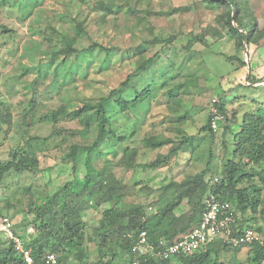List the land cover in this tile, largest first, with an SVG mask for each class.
<instances>
[{"label": "rangeland", "instance_id": "374dc122", "mask_svg": "<svg viewBox=\"0 0 264 264\" xmlns=\"http://www.w3.org/2000/svg\"><path fill=\"white\" fill-rule=\"evenodd\" d=\"M238 1L246 22L255 25V34L261 33L264 0ZM225 10L204 0H0V104L10 113V121L0 123V160L6 162L25 151L38 160L35 171H11L0 180V214L11 218L25 241L37 234L32 222L35 204L41 205L65 183L81 179L84 159L90 157L98 167L107 158L115 177L126 184L124 199L144 204L150 212L171 198L157 201L159 186L173 176L182 179L205 169L206 182L215 186L225 181L226 162L238 164L235 187L244 190L246 207H237L235 193L231 203L239 224L255 228L264 242V190L253 188L259 187L256 172L264 168V160L256 165L240 159L234 153L233 137L242 116L237 106L244 111L257 102L264 113L259 97L264 88L251 86L257 78L243 68L254 58L250 56L255 47L264 51V36L249 47L244 40L237 48L225 24ZM64 35L74 41L75 50L68 55L62 52L67 46ZM147 87L158 95L124 114L114 104L120 92L129 98ZM167 91H176L175 99L163 94ZM108 96V119L115 135L129 131L135 120L141 123L130 145L137 151L138 166L127 168L120 162L126 142L114 145L113 152L101 142L97 149L79 151L73 170L72 159H64L70 146L92 145L96 129L86 131L77 119L67 116L58 117L57 124L42 117L61 107L70 112ZM212 99L228 103L214 134L201 130ZM181 133L192 136L190 151L155 168L142 165L166 154ZM153 134L174 142L157 149L142 146L141 138ZM185 203L176 211L188 208ZM119 204L111 200L82 212L86 222L82 260L78 247L58 251L69 264H91L97 259V223L104 209ZM28 227L33 228L32 234H27ZM127 260L126 251L116 246L112 264ZM218 261L264 264V259L256 262L248 246L221 249ZM171 263L179 262L175 258Z\"/></svg>", "mask_w": 264, "mask_h": 264}, {"label": "trees", "instance_id": "16d2710c", "mask_svg": "<svg viewBox=\"0 0 264 264\" xmlns=\"http://www.w3.org/2000/svg\"><path fill=\"white\" fill-rule=\"evenodd\" d=\"M204 1L209 4H220L225 7V24L229 31L234 34L235 46L237 48L243 46L244 40L246 41L245 45L249 47L260 41L264 36V30L259 34H255V25L246 22L238 0ZM26 15H29V12ZM63 37L67 42V46L63 48L62 52L68 55L75 50L73 47L74 41L68 40L65 35ZM194 40L198 41V38L195 37ZM256 48L251 51V58L256 54L258 50ZM175 92L167 91L163 94L170 98L171 96L174 97ZM152 93L153 89L151 91L150 87L134 91L133 95L130 94L129 98L123 96L122 92H120V96L114 101V104L120 108L121 112L128 111L129 108L136 107L158 95V93ZM110 101L111 96L102 97L96 102H85L81 107L75 108L70 112H67L61 107L42 117L43 121L50 120L54 124H57L58 117L67 116L77 119L86 131L91 128L96 129L95 139L92 145L85 147L74 144L70 146V150L64 159H72L73 170H75L76 164L78 163L79 151L84 149L87 151L97 149L100 143L104 142L105 147L109 149L108 151L113 152V146L121 143L123 140L122 137L115 135L110 127L107 110V104ZM216 105L223 113V103L221 102ZM4 121H10V113L0 104V123ZM178 130L180 128H177ZM201 130L214 134L210 127V116L207 117ZM182 133L175 136H179L178 142L176 141V144L171 146L166 154L158 156L154 161L142 165L144 167L155 168L162 164H167L171 157L177 156L180 152H184L193 138L191 135ZM233 137L235 144L234 153L240 159H245L248 164L256 165L264 160V118L261 115L255 113L243 114L241 123L239 124V130L234 133ZM35 139H38V137H35ZM140 142L145 148L156 149L164 145L172 144L174 139L153 134L144 136ZM136 160V149L125 146L122 149L120 158L123 166L127 168L138 166ZM83 164L85 174L81 179H73L65 183L57 191L47 196L41 205L38 206L35 204L33 207L32 222L37 229V234L32 240L25 241V246L30 250L36 261L39 260L40 256L48 248L50 250L48 252H53L59 256L60 260H65V257L61 256V253L58 251H65L72 247H78L77 256L82 260L84 255L82 243L85 237L84 228L86 226V222L83 221L82 212L90 207L96 208L111 200L119 202L120 204L117 207L106 208L102 211V218L98 221L95 230V235L98 239V257L91 264H112L116 246H120L126 251L127 256H131V246L141 230L146 231L148 241L154 245L162 238L167 240L177 239L182 234L188 232L200 220L204 210L203 199L201 198L206 193H218L222 200L226 199L230 202L231 197L235 193L237 194V207L239 206L242 210L246 207L244 190L235 187L237 183L236 176L240 167L231 161L224 164L225 181L219 185L211 186L206 182L205 175L207 172L204 169L194 175L185 176L179 181L171 180L166 185L159 187L158 203L169 196L171 198L163 206H155L153 212L148 211L147 206L144 204L127 202L124 199L126 195V184H122L115 177L112 163L107 158L100 167L94 166L91 163L90 157H85ZM37 167L38 160L33 152L29 153L25 151L16 153L13 158H10L6 162L0 160V180L11 171H14L16 174H21L24 171L33 172ZM256 176L259 187L253 188L255 192H259L264 190V168L258 170ZM138 183L135 182L134 184L137 185ZM184 200H186L185 204L188 208L176 211ZM248 247L252 250L256 262L259 263L264 259V242H255ZM224 248L230 249L220 241H216L194 252L192 255L173 256L164 260L150 257L141 260V263L172 264L171 260L176 258L179 262L178 264H223L218 259L221 249ZM237 249L235 248L234 250ZM0 264H24L15 255L10 242L5 240L1 235Z\"/></svg>", "mask_w": 264, "mask_h": 264}, {"label": "built area", "instance_id": "2783aa9c", "mask_svg": "<svg viewBox=\"0 0 264 264\" xmlns=\"http://www.w3.org/2000/svg\"><path fill=\"white\" fill-rule=\"evenodd\" d=\"M218 103L217 99H212L209 109L210 127L213 132L217 131L218 123L224 119V114L216 105ZM218 181V177H213L214 183ZM202 203L204 210L200 220L177 239L162 238L154 245L148 241L145 230L139 231L131 246V256H128L124 264H142L141 260L150 257L164 260L173 256L192 255L216 241L230 249L263 242L262 235L255 228L239 224L232 203L226 199L222 200L218 193H208ZM26 232L32 234L33 228L28 227ZM0 235L10 242L15 255L24 264H69L67 260H60L53 252L42 254L36 261L25 246V240L15 231L13 221L5 214L0 215Z\"/></svg>", "mask_w": 264, "mask_h": 264}, {"label": "crops", "instance_id": "0c3cea01", "mask_svg": "<svg viewBox=\"0 0 264 264\" xmlns=\"http://www.w3.org/2000/svg\"><path fill=\"white\" fill-rule=\"evenodd\" d=\"M262 53H264V51L263 50H261V49H258L257 51H256V54L254 55V58H252V60H250V63H248L247 65H245V66H243V68H246V73L249 75V74H252V75H254L256 78H257V82H253L252 84H251V86H253V87H263L264 88V55L262 54ZM259 97H262V98H260V102L262 101V103H264V92H263V95H261V96H259ZM258 97V98H259ZM223 100V101H222ZM221 101H222V103H223V107H224V109H228V103H226L225 102V100L224 99H222ZM245 102V101H244ZM237 105H239L238 103H237ZM238 107V115L240 114V112L242 113L241 115H243V114H245V113H255V114H259V115H261L263 118H264V113L263 112H260L261 111V109H262V105L260 106V105H257V102H254L251 106H250V108L249 109H247V110H244V111H241V109L239 108V106H237ZM240 110V111H239ZM125 112H128V111H122V114H124ZM241 118H242V116H241ZM127 123V122H126ZM129 123H131V122H129ZM142 123H143V121H142ZM239 123H241V119H240V122ZM128 124V123H127ZM140 125H141V123L139 124V121L138 120H135V121H133V123H131V125H130V130L129 131H127V132H124L125 130H122L121 132H120V137H122L123 138V140L121 141V145L124 143V142H126V144L124 145V146H122L121 147V154H122V149L125 147V146H129V147H132V146H130L132 143H131V140L134 138V137H136L138 134H139V129L137 130V128H141L140 127ZM124 127L126 128V130H128V127L129 126H126L125 124H124ZM135 128V129H134ZM228 129H230V128H228ZM234 130V133L235 132H237L238 130H239V125H238V128H237V126L235 127V129H233ZM120 145V146H121ZM190 145V144H189ZM189 145L186 147V149H185V151L184 152H182V153H185L186 151H190V147H189ZM164 146H166V145H164ZM163 147V146H162ZM159 148H161V147H159ZM157 149V148H156ZM184 178V177H183ZM171 180H175V181H179V180H181L180 178H175L174 176L170 179V181ZM170 181H168V182H170ZM168 182H166V183H164V184H162V185H160L159 187H161V186H163V185H166Z\"/></svg>", "mask_w": 264, "mask_h": 264}]
</instances>
